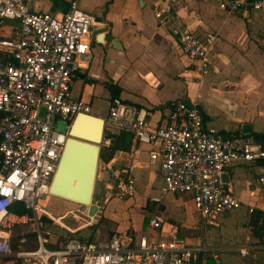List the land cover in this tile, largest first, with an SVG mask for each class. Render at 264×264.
<instances>
[{
  "label": "built area",
  "instance_id": "2783aa9c",
  "mask_svg": "<svg viewBox=\"0 0 264 264\" xmlns=\"http://www.w3.org/2000/svg\"><path fill=\"white\" fill-rule=\"evenodd\" d=\"M220 6L230 13L264 12V0H221ZM155 16L169 27L182 51L197 60L199 78L209 72L217 34L199 36L182 27L172 0L157 6ZM6 19L17 21L19 28L15 37L0 39V256L16 264H208L205 244H192L178 235L147 234L133 244L119 234L104 240L70 236L60 247L51 246L53 226L75 234L96 226L104 216V206L94 199L89 204L76 202L63 214L53 212L43 200L53 195L51 185L70 137L58 122L66 121L69 130L78 114L92 112L89 102L73 98L72 82L89 67L98 23L106 22L84 10L80 0H70L61 15L36 11L30 0H0V21ZM168 109L165 122L152 127L149 110L113 96L105 138L114 131L131 134L127 170L135 164L139 144L154 146L150 157L159 163L163 185L162 195L153 200L167 193H190L200 218L213 224L241 207L224 175L233 164L264 160V136L222 134L207 125L196 103L185 99L172 100ZM112 176L118 181L119 198L133 195L130 177L118 172ZM17 203L27 212L12 211ZM21 223L33 225L36 246H30L26 235L13 246L11 229ZM150 225L161 229L162 220L155 216Z\"/></svg>",
  "mask_w": 264,
  "mask_h": 264
},
{
  "label": "crops",
  "instance_id": "0c3cea01",
  "mask_svg": "<svg viewBox=\"0 0 264 264\" xmlns=\"http://www.w3.org/2000/svg\"><path fill=\"white\" fill-rule=\"evenodd\" d=\"M167 1L80 0L84 10L106 25L98 23L92 61L73 79V98L89 102L91 114L106 119L108 112L102 115L99 101L106 99L110 107V85H114L118 96L150 111L152 127L165 122L172 100L185 99L196 103L207 125L222 134L245 133L247 124L251 126L248 133L264 134V12L230 13L221 8V0H172L182 27L199 36L217 34L212 68L199 78L197 60L182 51L169 27L160 25L155 16L156 7ZM30 2L34 10L55 15L64 13L70 4V0ZM18 28L15 20L0 21V39L15 37ZM104 146H110L113 155L108 160L101 158L98 165L94 200L104 206L102 220L75 234L53 226L52 247H60L70 236L104 240L119 234L133 244L147 234L155 238L178 235L192 244H205L208 264H217L214 255L222 264H264V242L250 225L253 210H264V160L233 164L227 169L225 181L247 210L228 211L213 224H207L196 211L190 193H167L160 201L153 200L162 195L163 185L159 163L150 157L154 146L139 144L130 170L125 168V157L132 146L131 134L114 131L104 138ZM114 172L133 180V195L118 197ZM99 188L104 190L102 197L97 195ZM56 198L58 205L53 210L58 209L59 214L76 204ZM18 209L25 210L20 203L12 207L14 212ZM155 216L162 220L161 229L150 225ZM11 233L14 247L22 235L28 237L31 247L37 244L31 223L18 224ZM243 249L246 255L242 254ZM11 260L0 256V264H16Z\"/></svg>",
  "mask_w": 264,
  "mask_h": 264
},
{
  "label": "water",
  "instance_id": "95a60500",
  "mask_svg": "<svg viewBox=\"0 0 264 264\" xmlns=\"http://www.w3.org/2000/svg\"><path fill=\"white\" fill-rule=\"evenodd\" d=\"M247 125L244 132L251 131L250 124ZM67 126L66 121L58 122V128L65 132L68 131L70 137L55 173L51 191L55 196L89 204L94 199L106 120L98 115L80 113L74 118L69 130ZM111 146L114 148V145ZM56 191L61 195H58ZM94 210L95 207L92 208V212Z\"/></svg>",
  "mask_w": 264,
  "mask_h": 264
},
{
  "label": "trees",
  "instance_id": "16d2710c",
  "mask_svg": "<svg viewBox=\"0 0 264 264\" xmlns=\"http://www.w3.org/2000/svg\"><path fill=\"white\" fill-rule=\"evenodd\" d=\"M112 91V96H118V89L114 85H110ZM257 135V134H256ZM264 134H258V136H263ZM113 155V150L110 146H104L101 152V158L108 160ZM19 212L24 213L26 210H19ZM250 225L252 226L253 233L264 242V210L254 209L250 219Z\"/></svg>",
  "mask_w": 264,
  "mask_h": 264
},
{
  "label": "rangeland",
  "instance_id": "374dc122",
  "mask_svg": "<svg viewBox=\"0 0 264 264\" xmlns=\"http://www.w3.org/2000/svg\"><path fill=\"white\" fill-rule=\"evenodd\" d=\"M6 25H4L5 27ZM99 104L100 106L102 107L101 111H102V115L106 116L107 112H108V108H109V105H108V101L106 99H103L101 101H99ZM104 194V190L102 188H99L98 191H97V195L99 197H102V195ZM57 199L56 196L54 195H49L47 198H45L43 200V202L49 207V208H52L51 210L55 213H57V211H59L58 209L56 210H53L55 207H57ZM243 210H247V207L241 205V207L239 209H237V213H241V211ZM59 214V213H58ZM63 214V213H62ZM75 223V222H74ZM5 264V263H4Z\"/></svg>",
  "mask_w": 264,
  "mask_h": 264
},
{
  "label": "bare ground",
  "instance_id": "6f19581e",
  "mask_svg": "<svg viewBox=\"0 0 264 264\" xmlns=\"http://www.w3.org/2000/svg\"><path fill=\"white\" fill-rule=\"evenodd\" d=\"M75 182H77V183H78V181H75ZM52 193H53V192H52ZM56 193H57L58 195H61V194H60L59 192H57V191H56ZM58 197H60V196H58Z\"/></svg>",
  "mask_w": 264,
  "mask_h": 264
}]
</instances>
